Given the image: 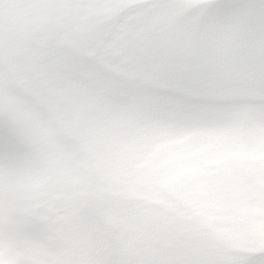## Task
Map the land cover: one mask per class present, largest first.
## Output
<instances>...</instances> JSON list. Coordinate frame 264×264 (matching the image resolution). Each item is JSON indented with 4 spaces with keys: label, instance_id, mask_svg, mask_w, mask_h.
I'll use <instances>...</instances> for the list:
<instances>
[{
    "label": "snow or ice",
    "instance_id": "snow-or-ice-1",
    "mask_svg": "<svg viewBox=\"0 0 264 264\" xmlns=\"http://www.w3.org/2000/svg\"><path fill=\"white\" fill-rule=\"evenodd\" d=\"M57 14L12 74L0 63V188L41 155H78L69 83L194 122L264 130V0H50ZM165 236V264H264V174L202 188ZM10 198L0 204L6 212ZM2 264V262H0Z\"/></svg>",
    "mask_w": 264,
    "mask_h": 264
},
{
    "label": "rangeland",
    "instance_id": "rangeland-1",
    "mask_svg": "<svg viewBox=\"0 0 264 264\" xmlns=\"http://www.w3.org/2000/svg\"><path fill=\"white\" fill-rule=\"evenodd\" d=\"M36 1L0 0V28L4 27L3 32L9 33L3 48L13 57H17L20 66L23 65L24 54L21 50L15 53L13 45H17L22 37L19 29L14 25L20 19H28L31 24L39 26L41 29L44 28L42 26L44 25V17L42 18L41 14L32 11ZM49 2L50 0H39L40 4H48ZM248 2H255V0H248ZM49 9L51 10V8ZM56 14L55 12L54 16ZM67 87L69 89L68 108L80 122L77 126V135L82 139L84 145L82 151L87 149L90 154L94 175L99 183L104 184L100 187L102 193L111 199L123 196L124 192L119 188L122 179H124L123 182H127V176L132 171L135 175L134 178L132 173L128 176L131 181L134 179L131 184L135 187L133 203L128 204L127 208L126 204L115 206L117 211L112 213L114 225L104 230L99 220L96 224L94 219L92 221L93 227L98 232L100 245L109 257V264H165V261L170 258L169 247L163 248L157 245V240L163 241L165 239L166 231H162L157 226L156 216L151 219L145 215L144 209L147 203L142 202V198L135 195L150 185L162 190L165 177L160 172L163 167H167L170 174L175 176L176 182L175 186L169 190L170 196L174 198L177 190L182 191L181 196L177 195L179 200L198 209L206 207L202 188L209 183H215L219 176L221 177L219 179H230L232 178L230 173H234L240 168H247L257 175L258 183L261 182V174H264V130L254 133L253 146L246 149L242 146L245 152L243 157L238 158L237 150L240 136L245 130L239 127V131L235 130L236 125L232 123L229 124L225 121L216 123L194 122L172 114L148 111L137 106L133 107L132 104H127L130 109L128 112L123 107L118 108L109 101L107 97L118 102V104L123 103L103 90L87 85L96 96L92 98L88 90L81 86V83H69ZM138 112H145L147 119L156 114L162 115L164 121L163 118L157 119L155 123L148 121L147 127L131 124V120L136 121L135 114ZM130 113L133 114L130 117L131 120L126 116ZM220 122H225L226 125L217 124ZM225 134H228L230 138L224 137ZM217 136L223 139L217 140ZM98 143L103 145L102 152L97 151L94 147V144ZM140 145H144L147 149L156 146L157 153L140 169H137L133 166L139 163L142 158ZM135 147L138 149V160L135 164L130 165L134 160L129 158L126 151L131 153ZM122 151L123 153L120 155ZM114 159L121 165H115ZM215 159L221 161L218 175L214 174L219 165ZM227 159H231V162L228 163ZM156 160L160 166L156 169L149 168L148 165ZM33 161L24 162V172L21 175V179L26 180L28 185H23V188L15 191L10 196L11 200H16L20 196L24 197L25 189L32 187L30 185V168H32ZM46 171L55 174L52 168L46 167ZM64 172L69 173L67 170ZM210 176L212 178H208ZM109 182H114V184H108ZM51 189L52 187H49V190ZM6 193L7 191L2 192L1 195ZM3 202L4 199H2ZM131 209L135 217L130 216ZM1 213L2 211H0V215ZM21 217L22 214L20 213V219ZM142 225L147 226L150 230L141 234ZM257 228L264 234V225L260 224ZM81 232L85 236V246L88 249L87 258L83 262L96 264L92 252V241L89 238L90 229L88 231V229L82 228ZM150 242L154 246L152 250L148 248ZM11 256V249H0V262L2 264H12L13 256ZM28 264L36 263L31 261Z\"/></svg>",
    "mask_w": 264,
    "mask_h": 264
},
{
    "label": "trees",
    "instance_id": "trees-1",
    "mask_svg": "<svg viewBox=\"0 0 264 264\" xmlns=\"http://www.w3.org/2000/svg\"><path fill=\"white\" fill-rule=\"evenodd\" d=\"M61 157H63L65 160H66V162H64L63 164L64 165H67L66 167H69V164H70V162H72L73 161V156H67V155H60ZM78 185V187L80 186L79 184H77ZM73 186H74V190H77V186H76V184L75 183H73ZM75 197L72 199V200H75L76 199V195H74ZM49 207H51V206H49ZM74 207H76L74 204H72L71 203V207H68V206H66V208L64 209V212L63 213H68V212H70L71 211V208H74ZM78 212V211H77ZM56 216L57 215H52L51 213H47L46 215H45V217L46 218H48V219H55L56 218ZM84 216H85V213H83V215H81L79 218H80V220H84ZM79 250H81V251H83V249H84V247H83V244H82V242H79Z\"/></svg>",
    "mask_w": 264,
    "mask_h": 264
}]
</instances>
